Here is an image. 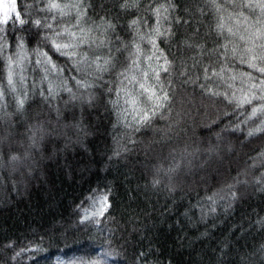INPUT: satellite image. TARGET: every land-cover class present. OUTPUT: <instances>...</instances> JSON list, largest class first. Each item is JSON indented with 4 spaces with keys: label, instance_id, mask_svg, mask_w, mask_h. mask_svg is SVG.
Listing matches in <instances>:
<instances>
[{
    "label": "snow or ice",
    "instance_id": "6c2138e0",
    "mask_svg": "<svg viewBox=\"0 0 264 264\" xmlns=\"http://www.w3.org/2000/svg\"><path fill=\"white\" fill-rule=\"evenodd\" d=\"M34 2L38 14L31 11L33 4L21 9L18 0H0V56L7 62L6 76L0 72V124L9 115L11 97L15 114L26 118L21 127L27 138L25 150L20 152L10 145L11 132L0 135V171L8 167L13 173L30 174L37 156L52 158L54 145L82 147L92 130L91 115L103 119L101 111L110 117L112 129L107 159H126L131 151L128 145L137 142L138 134L156 130V121L171 115L177 88L194 87L210 103L223 106L216 121L218 139L223 138L221 133H243L238 139L264 137V0H202L203 7H197V12L211 13L216 20L210 26L215 35L213 46L193 39L199 33L197 28L178 42L192 54L172 58L161 44L175 42L177 26L189 23L177 14L175 0H118L122 13H134L127 22V40L107 13L99 19L89 15L90 0ZM9 50L11 54L6 55ZM29 70L39 72L37 83H28ZM33 97H39L35 112L31 111ZM85 115L89 124L84 122ZM258 156L264 165V151ZM181 166L182 161L166 170L158 166L149 186L156 192H174L173 174ZM247 175L237 171L220 188L206 192L192 206L199 209L198 218L194 211L184 212L188 223H207L218 208L227 213L239 202L247 186H264V171L252 180ZM109 192L89 197L80 219L82 224L98 227L105 222L102 231L109 233L105 237L108 247L94 258L69 264L121 260L119 222L111 212ZM110 220L114 221L111 228L107 226ZM255 224L264 228V219ZM132 227L139 230L141 225L132 222ZM124 231L126 234L127 229ZM146 257V252L137 254L143 264H147Z\"/></svg>",
    "mask_w": 264,
    "mask_h": 264
},
{
    "label": "trees",
    "instance_id": "16d2710c",
    "mask_svg": "<svg viewBox=\"0 0 264 264\" xmlns=\"http://www.w3.org/2000/svg\"><path fill=\"white\" fill-rule=\"evenodd\" d=\"M90 2V16L99 19L107 13L116 20L119 35L129 38L127 22L134 13H122L118 0ZM175 3L177 14L189 23L177 26L175 42L161 44L169 57L192 54L178 42L197 28L199 33L193 39L212 47L215 35L210 26L216 20L211 13L197 12V7H203L202 0ZM29 4L38 14L34 0H18L21 9ZM10 54L9 50L6 55ZM6 70V59L0 56V72L6 76ZM27 75L29 84L38 82V71L29 70ZM8 100L9 115L0 124V135L11 132V147L23 152L27 138L21 124L26 118L17 116L11 97ZM38 101L39 97H33L32 112L39 110ZM222 111V105L210 103L198 89L177 88L171 115L157 120L156 130L138 134L137 142L128 145L131 151L126 159H107L112 129L110 117L101 111L103 119L91 115L92 130L82 147L54 145L52 158L37 156L30 174L13 173L5 167L0 171V264H69L94 258L108 247L105 237L109 233L102 231L103 221L99 227L80 223L81 209L89 197L106 190H110L111 212L119 222L117 240L123 252L115 264H143L142 258L137 260L140 252L147 253V264H264V228L255 224L264 219V186H247L239 202L227 213L218 208L207 223L189 224L184 216V212L194 211L198 218L199 209L192 206L206 192L230 181L237 171L246 172L249 180L264 171L258 156L264 151V137L238 139L243 133H221L223 138H217L216 121ZM83 119L89 124L87 115ZM181 161L179 172L173 174L174 192H156L149 186L158 166L166 170ZM253 163L256 167L250 168ZM132 222L141 225L139 230L133 229ZM113 223L110 220L107 226L111 228ZM204 232L207 234L202 236ZM36 248L40 250H31Z\"/></svg>",
    "mask_w": 264,
    "mask_h": 264
},
{
    "label": "rangeland",
    "instance_id": "374dc122",
    "mask_svg": "<svg viewBox=\"0 0 264 264\" xmlns=\"http://www.w3.org/2000/svg\"><path fill=\"white\" fill-rule=\"evenodd\" d=\"M63 264H65V263L63 262Z\"/></svg>",
    "mask_w": 264,
    "mask_h": 264
}]
</instances>
